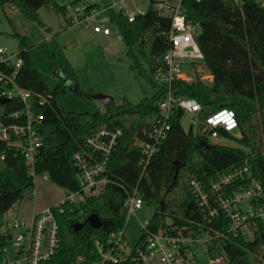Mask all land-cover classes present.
<instances>
[{
	"label": "trees",
	"instance_id": "16d2710c",
	"mask_svg": "<svg viewBox=\"0 0 264 264\" xmlns=\"http://www.w3.org/2000/svg\"><path fill=\"white\" fill-rule=\"evenodd\" d=\"M243 1L241 7L234 0L182 1L186 19L198 26L195 37L204 54L202 65L213 79L173 83L176 95L197 99L205 109L232 110L239 134L220 129L219 136L235 140L240 146L214 143L192 127L186 130L182 125L184 110L179 108L174 112L167 136L145 169L141 163L143 154L135 140L148 138V120L159 113L158 105L165 95L164 86L154 80L153 74L164 65L163 57L169 48L167 32L171 27V17L159 12L157 2L151 0L146 12L132 21L122 10L108 12V23L119 28L128 46L132 67L149 85L157 88L154 95L138 103L124 98L93 112L66 109L57 96L66 92L68 82L73 84V92L82 98L93 97L95 89L86 87L75 71L56 59L52 70L60 82L53 89L49 88L29 53L28 36L12 32L19 39L18 52L23 59L17 82L47 97L42 104L38 96L33 97L34 113H42L44 117L42 133L45 137L36 156V174H48L51 181L67 191H80L74 153L85 148L86 138L102 127L122 128V135L101 175L107 179L104 190L75 203H64L63 211L56 210L61 247L52 260L43 264H95L98 259L95 237L105 239L125 224L126 190L138 187L146 205L154 208L147 226L149 231L177 226L185 232H208L215 236L218 231L227 229L229 219L220 214L209 220L191 179L195 177L210 190L211 183L221 175L248 162L253 176L264 184V5L261 0ZM6 3L14 4L41 24L38 10L43 5L50 4L64 14L68 10V4H60L58 0H0V13ZM96 6L98 2L91 3L87 10ZM67 23L72 24L68 17ZM0 67L4 65L0 63ZM24 108L22 100H4L0 96L2 118L12 117ZM176 160L183 164L178 171ZM34 190L35 179L24 155L15 144L0 140V219L16 202L33 196ZM92 213L109 224L94 228L88 222ZM76 223L82 226L75 229ZM207 247L212 257L226 256L227 264L264 263L262 232L253 241L241 236H216Z\"/></svg>",
	"mask_w": 264,
	"mask_h": 264
},
{
	"label": "built area",
	"instance_id": "2783aa9c",
	"mask_svg": "<svg viewBox=\"0 0 264 264\" xmlns=\"http://www.w3.org/2000/svg\"><path fill=\"white\" fill-rule=\"evenodd\" d=\"M127 1L100 0L99 6L90 10H87V6L94 3L93 1L68 4V7L72 6L73 9L68 18L72 24L94 20V31L109 35L111 28L108 23V12L111 9L124 11L131 21L137 15L146 12L143 9L129 8ZM182 1L163 0L157 3L161 14L166 15L161 8L170 10L167 16L171 17V27L167 32L169 48L163 57L164 65L153 74L154 80L164 86L165 95L159 102V113L148 120V138L135 140L143 154L141 163L144 169L167 136L174 112L179 108L190 114L192 129L209 140L220 138V129L226 130L224 122L213 125L209 120L227 108L207 113V109L197 99L179 96L173 91L175 81L189 82L188 74L197 72V66L204 62V54L195 37L198 26L186 19ZM234 1L240 7L244 2ZM261 2L264 5V0ZM103 14L108 17L107 22L99 20ZM0 63L4 65V68L0 67V96L6 100H22L25 105L22 111L13 113L12 117L2 118L0 114V140L15 144L24 155L36 179L38 174L34 171V165L45 137L42 133L44 117L42 113H34L33 97L38 96L41 104L46 102L47 97L35 94L17 82V74L23 65L19 52L10 53L6 47H0ZM196 79H202L200 73ZM234 119L236 121L235 115ZM236 128L237 123L230 132ZM121 135V127L104 126L96 134L86 138L85 148L74 153V163L79 169L80 191H68L67 196L57 204L27 216L4 214L0 219V264H43L56 256L61 247L56 210L63 211L64 203H75L104 190L107 179L101 175L106 170ZM43 177L50 179L48 174H43ZM190 183L200 198L209 220L220 214L229 219L230 223L225 231H218L215 236L208 232L204 234L185 232L177 226L160 227L156 231H149L148 219L140 222L141 236L135 243H131L127 235L129 220L146 205L138 187H135L133 191L126 190L127 196L124 201L126 218L123 227L111 232L105 239L95 237V250L98 255L95 264H200L191 247L195 242L205 243L208 251V242L216 236L228 238L241 236L253 241L259 232L264 235V184L253 176L248 162L221 175L211 183L210 190L195 177ZM209 263L227 264V258L224 255L217 257L209 255Z\"/></svg>",
	"mask_w": 264,
	"mask_h": 264
},
{
	"label": "rangeland",
	"instance_id": "374dc122",
	"mask_svg": "<svg viewBox=\"0 0 264 264\" xmlns=\"http://www.w3.org/2000/svg\"><path fill=\"white\" fill-rule=\"evenodd\" d=\"M87 1L100 0H58L60 4L73 5L88 3ZM157 3L163 0H154ZM151 0H128L127 6L131 9L147 10ZM166 15L170 14L167 8H161ZM73 12L72 6L67 13L52 8L50 4L39 8L38 13L43 24L27 17L12 3H6L0 13V47H6L10 53L19 51V39L12 34L18 31L27 35L31 46L29 53L41 71L49 88L53 89L60 82L52 70L53 60L61 61L67 69L77 73L79 79L86 87L94 88L96 93L103 92L114 97L116 103L124 98L138 103L145 97H151L157 91L156 87L149 85L146 78L132 67V59L128 55V46L121 36L119 28L110 23L112 34L110 36L98 35L94 40L83 41L87 35L82 30L93 29L94 20L87 23H79L68 28L67 17ZM83 36V37H80ZM83 41V42H80ZM141 59V57H140ZM142 60V59H141ZM65 66V67H66ZM202 79L212 81V75L198 65ZM198 72L188 74L189 82L197 80ZM95 94V93H94ZM93 94V95H94ZM57 100L68 110L79 112L96 111L105 109L100 99L93 97L82 98L73 92L71 86L67 87L64 94H59ZM192 118L185 112L182 125L186 130L191 128ZM197 128V125L194 127ZM239 134L237 129L233 131ZM214 143L240 146L235 140L229 138H217L211 140ZM68 194V191L38 175L35 179L34 195L16 202L7 212L9 216H27L33 211H42L45 207L57 204ZM154 208L145 205L141 210L131 216L127 235L131 243H135L141 236L140 222L152 217ZM200 264L209 263V253L206 244L195 242L191 245ZM264 264V263H263Z\"/></svg>",
	"mask_w": 264,
	"mask_h": 264
},
{
	"label": "water",
	"instance_id": "95a60500",
	"mask_svg": "<svg viewBox=\"0 0 264 264\" xmlns=\"http://www.w3.org/2000/svg\"><path fill=\"white\" fill-rule=\"evenodd\" d=\"M105 21H107V18H105ZM68 86H71L73 88V84L71 82L67 83ZM94 98L100 99L105 106H108L110 103L114 101V97L112 95L103 93V92H98L95 93ZM6 100V99H4ZM213 110L212 109H207V113H211ZM203 143H206V141L203 139ZM176 163V171L179 170V168L183 165L179 160L175 161ZM88 222L93 226L94 228H99L103 225H108L109 221L102 220L97 214L92 213L88 216ZM82 226V223H76L74 224L75 229H79Z\"/></svg>",
	"mask_w": 264,
	"mask_h": 264
},
{
	"label": "clouds",
	"instance_id": "9594fccd",
	"mask_svg": "<svg viewBox=\"0 0 264 264\" xmlns=\"http://www.w3.org/2000/svg\"><path fill=\"white\" fill-rule=\"evenodd\" d=\"M221 122L225 123L226 130H231L236 126V121L234 119V113L230 110L224 109L217 116L209 120V123L216 125Z\"/></svg>",
	"mask_w": 264,
	"mask_h": 264
},
{
	"label": "crops",
	"instance_id": "0c3cea01",
	"mask_svg": "<svg viewBox=\"0 0 264 264\" xmlns=\"http://www.w3.org/2000/svg\"><path fill=\"white\" fill-rule=\"evenodd\" d=\"M105 18H107V21H108V17L105 14H103L102 16L99 17V20H101L103 22H107V21H105ZM72 25H75V24L68 25V28L72 27ZM109 25H110V23H109ZM82 33H83V35H87L86 38L83 41L94 40L98 35L110 36L112 34V32L109 35H106V34H103V33H100V32H96V31H94V28L93 29L88 28V30L87 29H83ZM80 37H83V36H80ZM83 41H80V42H83ZM66 68H67V66H66ZM34 212L35 211H33L32 213H34Z\"/></svg>",
	"mask_w": 264,
	"mask_h": 264
}]
</instances>
